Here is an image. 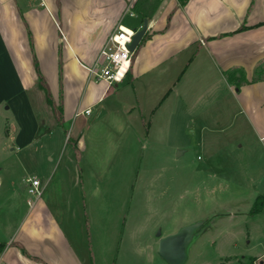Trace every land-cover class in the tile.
<instances>
[{
	"label": "crops",
	"instance_id": "obj_1",
	"mask_svg": "<svg viewBox=\"0 0 264 264\" xmlns=\"http://www.w3.org/2000/svg\"><path fill=\"white\" fill-rule=\"evenodd\" d=\"M138 1L147 17L136 8ZM127 13L141 18L135 30L148 19L122 82L135 91L134 99L122 103L131 127L137 109L140 128L166 131L182 107L193 113L188 127L198 123L200 131H233L212 150L219 147L229 158L237 151L243 157L248 153L254 167H264V0H189L185 6L163 0L155 10L147 0H0V117L7 119L6 145L14 142L10 150L37 152L44 141L39 131H63L76 118L81 119L74 136L83 144L84 131L89 136L104 113L100 108L92 119L94 108L115 91L88 69L109 36L120 26L129 28ZM29 33L57 104L62 61L64 126L37 89ZM41 146L52 152L50 144ZM19 168L15 177L10 170L2 175L0 168V244L5 245L0 264H86L58 210L44 198L54 171L45 183L33 177L42 190L35 198L28 193V165L22 162Z\"/></svg>",
	"mask_w": 264,
	"mask_h": 264
},
{
	"label": "rangeland",
	"instance_id": "obj_2",
	"mask_svg": "<svg viewBox=\"0 0 264 264\" xmlns=\"http://www.w3.org/2000/svg\"><path fill=\"white\" fill-rule=\"evenodd\" d=\"M140 20L127 13L125 24L135 30ZM112 88L94 108L91 118L103 108L102 119L89 136L84 131L81 146L82 138L74 136L81 119L76 118V125L71 121L63 131H39L44 141L37 152H12L14 142L6 145L7 119L0 117L2 175L10 170L19 176L22 162L30 177L43 183L54 171L44 198L58 210L86 264H168L159 254L161 239L198 223L186 239V264H264V212L249 215L264 195V167H254L248 153L229 158L219 147L212 150L233 131H200L198 123L188 127L193 113L182 107L166 131L140 128L137 109L131 127L122 103L134 99V88L123 83ZM46 102L50 105L47 97ZM45 143L51 153L41 146Z\"/></svg>",
	"mask_w": 264,
	"mask_h": 264
},
{
	"label": "built area",
	"instance_id": "obj_3",
	"mask_svg": "<svg viewBox=\"0 0 264 264\" xmlns=\"http://www.w3.org/2000/svg\"><path fill=\"white\" fill-rule=\"evenodd\" d=\"M133 16V13H131ZM136 30H127L120 26L108 38L105 46L99 53L95 64L88 70L97 80L105 81L109 85L122 83L127 76L131 64L133 54L129 46L132 43V38ZM86 114H90L91 110H86ZM28 193L35 198L42 196L41 182L39 179L28 177ZM33 204L32 201L29 202Z\"/></svg>",
	"mask_w": 264,
	"mask_h": 264
},
{
	"label": "water",
	"instance_id": "obj_4",
	"mask_svg": "<svg viewBox=\"0 0 264 264\" xmlns=\"http://www.w3.org/2000/svg\"><path fill=\"white\" fill-rule=\"evenodd\" d=\"M147 30L148 19H145L141 29L136 30L135 35L132 38V43L129 46L132 53H135L142 43ZM198 224L191 225L187 229H182L183 231L181 230L177 234H172L161 239L159 244V254L168 264H186L188 259L186 239L189 235V231L198 228ZM158 236H161V232L158 233Z\"/></svg>",
	"mask_w": 264,
	"mask_h": 264
},
{
	"label": "trees",
	"instance_id": "obj_5",
	"mask_svg": "<svg viewBox=\"0 0 264 264\" xmlns=\"http://www.w3.org/2000/svg\"><path fill=\"white\" fill-rule=\"evenodd\" d=\"M147 1H151L153 3V9L155 10L160 5V3L163 0H147ZM188 1L189 0H178L180 6H185L188 3ZM140 5H141V2L138 1L137 4H136V8L138 10H141L139 8ZM141 12H142V14L144 13L143 15L145 17H147V15H145V12H143L142 10H141ZM29 39H30V46H31V50H32V53H33V58H34V67H35L36 73L38 75V79H37L38 84H40L41 87H42V89L44 90V92L46 94V97L48 99V103L52 106L53 111H54V115H55L56 119L58 120L59 124L61 126H64L63 101H62V98H63V86H62L63 71H62V61H60V65H59L60 100H59V103L57 104L55 102V100L53 99V97L51 95V91L49 89V86L46 83V80H45V78L43 77V75H42V73L40 71L39 63H38L37 57H36V55L34 53L33 39H32V36H31L30 33H29ZM234 72H236V71L230 72L228 75H231ZM230 79H231V77H230ZM262 212H264V195H261V196H258L257 197V199L255 200V202H254V204L252 206V209L249 212V215L250 216H256V215H258V214H260ZM4 247H5L4 244H0V252H2L4 250ZM252 261H253V259H252ZM91 264H94L92 260H91Z\"/></svg>",
	"mask_w": 264,
	"mask_h": 264
}]
</instances>
